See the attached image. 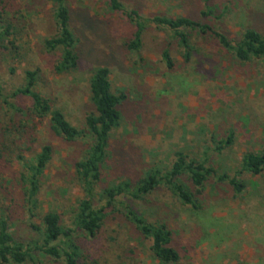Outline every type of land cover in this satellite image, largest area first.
<instances>
[{
	"label": "rangeland",
	"instance_id": "374dc122",
	"mask_svg": "<svg viewBox=\"0 0 264 264\" xmlns=\"http://www.w3.org/2000/svg\"><path fill=\"white\" fill-rule=\"evenodd\" d=\"M119 1L127 11L149 20L156 15L201 20L232 40L248 27L264 34V0ZM67 6L79 60L75 70L56 73L60 53L44 46V40L56 33L52 0H0V13L13 26L9 39L19 47L14 53L0 46V125L6 120L3 97L23 83L25 69L38 68L36 89L81 128L93 111L89 76L96 67L106 66L112 91L124 98L96 192L123 179L134 183L152 167L168 169L177 151L197 160L205 154L206 165L214 170L200 191L187 175L180 176L200 209L181 204L164 187L144 199L129 200L149 222L166 224L179 253L176 263H161L150 251V240L121 213L108 210L96 235L75 232L76 264H264V169L238 174L245 183L238 195L217 179L221 174L234 176L245 152L264 151V57L240 62L213 36L192 33L185 60L171 31L151 21L140 47L130 50L127 43L135 26L123 12L111 11L107 0H67ZM164 50L173 61L171 69L162 59ZM8 100L23 108L30 105L28 98ZM25 121L20 140L25 158L45 144L51 146V158L39 176L34 205L27 200L22 164L0 160V214L24 243L40 240L31 224L39 225L48 211L56 212L62 225L71 226L84 196L75 163L89 145L85 138L67 141L56 135L47 119ZM229 136L231 142L216 150L215 142ZM40 259L41 264H64Z\"/></svg>",
	"mask_w": 264,
	"mask_h": 264
},
{
	"label": "trees",
	"instance_id": "16d2710c",
	"mask_svg": "<svg viewBox=\"0 0 264 264\" xmlns=\"http://www.w3.org/2000/svg\"><path fill=\"white\" fill-rule=\"evenodd\" d=\"M107 2L111 11L123 12L135 26L133 38L127 43V48L130 50H137L140 47L146 23L151 21L157 28L171 31L172 37L182 49L185 60H188L190 56L192 33L213 36L224 50L240 62L264 57V34L255 28H246L237 40H232L225 33L201 20L187 16L172 18L161 15H156L149 20L135 10L127 11L119 0H107ZM52 3L56 33L44 40V46L49 52L60 53L54 71L56 73L70 72L78 66V40L70 27L67 0H52ZM210 11L209 9L203 11L202 15ZM12 28V24L0 13V46L4 50L12 49L16 53L19 47L14 38L9 39ZM161 56L166 67L171 69L173 61L169 52L164 50ZM109 77L110 70L106 66L96 67L91 72L88 88L93 111L84 117L81 128L71 124L64 113L58 108H53L49 99L36 89L39 80L38 68L25 69L23 83L13 89L7 97H3L6 120L3 125H0V160L2 158L7 162L17 160L22 164L25 170L22 173V180L26 182L27 200L33 205L36 202L39 176L51 158V146L45 144L39 152L30 158H25L20 143L23 127L26 125L25 120L41 123L47 119L50 130L56 135L67 141L85 138L89 141V145L84 156L75 163L77 179L84 196L79 201L71 219V226L62 225L59 215L54 211H48L42 215L39 225L31 224L40 240L32 239L24 243L13 236L8 220L0 214V264H41V257L62 260L64 264H76L78 246L74 240L75 232L96 235L108 210L121 213L142 236L150 240V251L161 263H176L179 260V253L171 245V232L166 224L149 222L132 207L129 200L144 199L158 188L164 187L181 204L195 210L200 209L201 206L194 193L180 179V176L187 175L196 191H200L214 170L206 165L208 157L205 154L201 160H197L188 158L183 152L177 151L168 169L152 167L134 183L129 179H123L96 192L95 185L101 176L110 135L119 125L118 106L124 98L123 94L112 91ZM16 97L28 98L30 105L23 108L8 100ZM15 116H22L25 119L14 120ZM230 142L231 136L217 140L216 150H221ZM263 169L264 151H249L242 155L239 169L234 176L221 174L217 176V179L226 181L234 195H238L244 191L245 183L238 179L237 175L242 172L259 174Z\"/></svg>",
	"mask_w": 264,
	"mask_h": 264
}]
</instances>
